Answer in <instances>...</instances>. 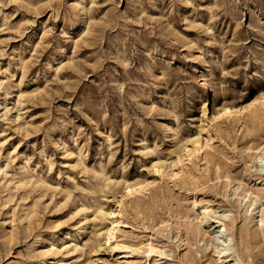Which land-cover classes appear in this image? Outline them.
<instances>
[{
	"label": "rangeland",
	"instance_id": "1",
	"mask_svg": "<svg viewBox=\"0 0 264 264\" xmlns=\"http://www.w3.org/2000/svg\"><path fill=\"white\" fill-rule=\"evenodd\" d=\"M262 92L264 0H0V264H264Z\"/></svg>",
	"mask_w": 264,
	"mask_h": 264
},
{
	"label": "bare ground",
	"instance_id": "2",
	"mask_svg": "<svg viewBox=\"0 0 264 264\" xmlns=\"http://www.w3.org/2000/svg\"><path fill=\"white\" fill-rule=\"evenodd\" d=\"M259 99H262L261 101H263V99H264V92H262L261 94H260V97H259ZM258 99V100H259ZM260 101V100H259ZM264 104V103H263ZM232 106V105H231ZM230 105H223V107H221L217 112H215L214 113V119H216V120H219V119H222V118H224V117H231V115H233V114H235L236 115V110H234V108L233 107H231ZM251 106V105H250ZM261 110V109H260ZM204 112V111H203ZM242 112V111H241ZM240 115V114H239ZM213 119V120H214ZM203 129V127L202 126H200L199 127V132H198V134H195L194 136H192V137H188V138H185L181 143H180V145L178 146V148H177V151H179V150H182L183 151V154L181 155V157H183V158H181L180 160L178 159V161H179V163L178 164H181V166L183 165L180 161H182V162H186L187 164H189V163H191L193 160H195L196 159V157H197V153H199V151L200 150H203V149H201L202 148V146L199 144L200 142H199V138H200V133H201V131H203L202 130ZM250 142V141H249ZM207 145V144H206ZM188 146H191L189 149H187V147ZM205 147V146H204ZM203 147V148H204ZM206 148V147H205ZM208 148V147H207ZM210 148V147H209ZM179 149V150H178ZM184 149H186V152L184 151ZM247 150H249V152H251V153H256L258 156L257 157H259V163H262V162H264V142H262V143H260V144H253V143H251V144H249L248 145V147H247ZM246 151V150H245ZM184 152H185V155H184ZM202 152V151H201ZM246 152H248V151H246ZM174 154V153H173ZM184 155V156H183ZM199 155V154H198ZM179 156V155H178ZM201 156V155H200ZM204 157V156H203ZM162 158V157H161ZM159 159V157H158V159H156V160H153L152 162H151V164H150V166L147 168V171L148 172H153V174L155 173V174H157V175H161V172L162 171H164V168H166V167H168L169 166V168H171L170 166L171 165H173V166H178V164L177 163H175L174 161H171L170 160V162L168 161L169 160V158L168 159H165V160H162V159ZM183 159V160H182ZM206 160V159H205ZM168 161V162H167ZM177 161V160H176ZM192 164V163H191ZM264 164V163H263ZM262 164V165H263ZM185 165V164H184ZM258 166V168L256 169V171L259 173V174H261V176H262V174L264 175V165L263 166ZM180 166V167H181ZM174 168V167H173ZM182 168V167H181ZM166 170H168L167 168H166ZM164 171V173H166V172H170V171ZM173 170H175V169H173ZM182 172V170L180 169V171H177L176 170V172H174V171H172L171 173H170V175H169V173L167 174V175H169L170 177L169 178H171V179H176L177 177H179V174ZM160 173V174H159ZM151 174V173H150ZM167 175H165V176H167ZM181 175V174H180ZM183 175V174H182ZM181 175V176H182ZM163 175H161V177H162ZM168 177V176H167ZM225 177H227V178H229L230 176L229 175H226ZM125 179V177L122 179V181H120V183H121V185H120V188L122 187V191L124 190L125 192V195L126 196H128V194L130 195V194H132V193H134V192H132L133 190L134 191H136V190H140V191H142L143 192V189L144 188H142V186H144V184L142 185L141 183H143L142 181L143 180H134V182H129L128 180H124ZM181 179V178H180ZM115 180V179H114ZM121 180V179H120ZM119 181V180H118ZM145 181V180H144ZM194 181V180H193ZM183 182V181H182ZM232 182V181H231ZM115 183V182H114ZM145 183V182H144ZM118 184H119V182H118ZM181 184V183H180ZM183 184V183H182ZM147 185V184H146ZM146 185H145V187H146ZM150 184H148L147 185V187L149 186ZM104 186H106V184L104 185ZM114 186V185H113ZM117 186V185H116ZM107 188H108V186H106ZM118 187H119V185H118ZM146 187V188H147ZM113 189V188H112ZM117 189V188H116ZM119 189V188H118ZM115 190V189H114ZM113 190V191H114ZM109 191H111V190H109ZM139 191V192H140ZM138 192V193H139ZM111 193V192H110ZM109 193V194H110ZM112 194V193H111ZM242 194V200H239V201H241V203H243V205H244V208H245V210L247 211V212H249V214L251 215V214H258V224H259V226L262 228H264V210H259V208H258V206H256V202L254 201V200H252V199H249V198H247L246 197V194L244 193V192H242L241 193ZM134 195V194H133ZM140 195V194H139ZM123 196V195H122ZM102 208V207H101ZM101 210V209H100ZM102 212V211H101ZM201 212V211H200ZM223 213L222 214H220L219 216L220 217H218V218H215L213 221H211L212 222V224H213V230H212V233H211V239H212V245H213V249H214V252L216 253V255L217 256H219V258H222V257H224V256H227V255H229L232 251H233V249H234V247H233V237H232V235H230L228 232H227V230L225 229V226H224V224L222 223V221L223 220H225L227 217H228V211L226 210V211H222ZM109 214V213H108ZM112 214V213H111ZM204 213L203 212H201L200 214H198L197 215V217H196V219H199L201 222L204 220ZM28 217V216H27ZM189 219V218H188ZM185 220V219H184ZM188 221V220H187ZM164 224V223H163ZM162 224V225H163ZM165 225V224H164ZM163 225V226H164ZM196 230V232L197 233H199V231H200V229L199 228H196L195 229ZM113 238V237H112ZM185 241V240H184ZM94 243V245L96 244L95 242H93ZM94 245L92 246V247H94ZM151 245V244H150ZM91 247V248H92ZM101 247V246H100ZM151 247V246H150ZM149 247V248H150ZM114 249H120V250H124V252H121V253H125V248L123 247V246H121L120 244H117V245H115L114 247H113ZM96 249V248H95ZM94 250V248H92V251ZM113 250V249H112ZM151 250H153V249H151ZM154 251V250H153ZM150 252V251H149ZM151 254V253H150ZM160 255V257H162L164 254H162V253H160L159 254ZM163 259V258H162ZM166 259V258H165ZM92 261V260H91ZM165 264V263H164ZM190 264V263H189Z\"/></svg>",
	"mask_w": 264,
	"mask_h": 264
}]
</instances>
